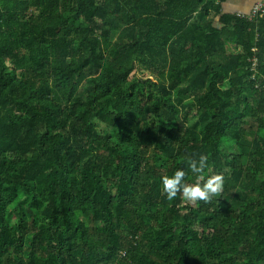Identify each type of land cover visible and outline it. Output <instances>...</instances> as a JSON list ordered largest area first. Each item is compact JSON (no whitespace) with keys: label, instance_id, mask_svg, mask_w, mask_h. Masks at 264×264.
Returning <instances> with one entry per match:
<instances>
[{"label":"trees","instance_id":"16d2710c","mask_svg":"<svg viewBox=\"0 0 264 264\" xmlns=\"http://www.w3.org/2000/svg\"><path fill=\"white\" fill-rule=\"evenodd\" d=\"M224 1L0 0V264H264V13ZM200 154L222 193L168 199Z\"/></svg>","mask_w":264,"mask_h":264},{"label":"clouds","instance_id":"9594fccd","mask_svg":"<svg viewBox=\"0 0 264 264\" xmlns=\"http://www.w3.org/2000/svg\"><path fill=\"white\" fill-rule=\"evenodd\" d=\"M208 158L200 154L198 158L192 157L185 162L184 168H176L171 175L161 177L162 193L168 199H175L178 194L189 202H209L213 197L219 196L224 188V176L220 173L208 175L201 180L200 174L207 167ZM187 170L197 177L193 182L186 180Z\"/></svg>","mask_w":264,"mask_h":264},{"label":"crops","instance_id":"0c3cea01","mask_svg":"<svg viewBox=\"0 0 264 264\" xmlns=\"http://www.w3.org/2000/svg\"><path fill=\"white\" fill-rule=\"evenodd\" d=\"M258 0H225L222 5V11L233 14H247L252 5ZM229 47H233L231 44Z\"/></svg>","mask_w":264,"mask_h":264},{"label":"built area","instance_id":"2783aa9c","mask_svg":"<svg viewBox=\"0 0 264 264\" xmlns=\"http://www.w3.org/2000/svg\"><path fill=\"white\" fill-rule=\"evenodd\" d=\"M259 13H264V0H258L256 1L252 7L249 13L247 14H242L240 16L245 17L246 19H248L249 21H252L255 19V17L259 14ZM253 52H256V47H253ZM250 63H251V70L254 72L253 76L255 75V73L257 72V66H258V60L255 54H253V56L249 59Z\"/></svg>","mask_w":264,"mask_h":264},{"label":"rangeland","instance_id":"374dc122","mask_svg":"<svg viewBox=\"0 0 264 264\" xmlns=\"http://www.w3.org/2000/svg\"><path fill=\"white\" fill-rule=\"evenodd\" d=\"M217 197V196H216Z\"/></svg>","mask_w":264,"mask_h":264}]
</instances>
